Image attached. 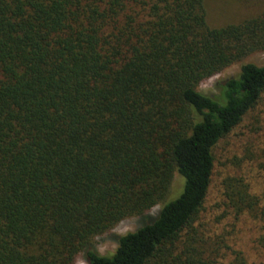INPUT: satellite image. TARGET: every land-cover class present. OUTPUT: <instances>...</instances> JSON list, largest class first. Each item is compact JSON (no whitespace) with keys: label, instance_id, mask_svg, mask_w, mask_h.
<instances>
[{"label":"trees","instance_id":"16d2710c","mask_svg":"<svg viewBox=\"0 0 264 264\" xmlns=\"http://www.w3.org/2000/svg\"><path fill=\"white\" fill-rule=\"evenodd\" d=\"M243 1L220 26L208 0H0V264H264V181L239 165L264 170V65L198 91L264 51ZM249 126L212 198L217 144Z\"/></svg>","mask_w":264,"mask_h":264},{"label":"rangeland","instance_id":"374dc122","mask_svg":"<svg viewBox=\"0 0 264 264\" xmlns=\"http://www.w3.org/2000/svg\"><path fill=\"white\" fill-rule=\"evenodd\" d=\"M239 1L243 0H218L215 2L213 0H208V8L207 12L209 15V22L212 25H225L228 23H233L238 21L243 14H253L258 8H247L241 7ZM244 2V1H243ZM254 63L256 65H264V51L253 52L241 61H238L229 67L225 68L222 72L210 78L209 80L201 83L198 86V91L201 93L209 94L211 96H219L221 92V83L223 80L236 76L239 72L240 66L243 63ZM264 111V108H263ZM261 122V121H260ZM262 124V123H260ZM249 127H243L235 130L230 137L221 140L216 148V163L215 170L212 177L211 184V197H221L222 189L221 183L223 179L229 174H235L236 172H240L236 165L238 163V159H240L244 153H241V139L236 137V135H243V132L250 133ZM239 135V136H240ZM258 138L256 140V151L258 146H264V122L263 129L258 133ZM255 151V152H256ZM261 153V150H259ZM237 159H236V158ZM258 161H263V159L258 158ZM243 173L247 170L251 169V175L255 176L257 181H264V170L259 169V163L257 162H246L245 165L239 164ZM248 165V166H247ZM220 186V187H219ZM181 187V179L178 175L174 177L173 184L171 187V192L176 193L180 190ZM171 197V196H170ZM171 200V199H169ZM167 200V201H169ZM166 202V201H165ZM250 222V221H247ZM141 224V219L138 217H130L119 222L114 228H112L109 232L102 234L100 236L95 237L94 239V247L98 253L102 255H109L114 252L117 247L116 238L117 236L124 235L128 232L134 231ZM251 228L252 226L249 225ZM254 235V233L249 232L248 230L242 235L241 234V243L244 244L246 241L249 243V238ZM76 264H87L83 258H79Z\"/></svg>","mask_w":264,"mask_h":264}]
</instances>
